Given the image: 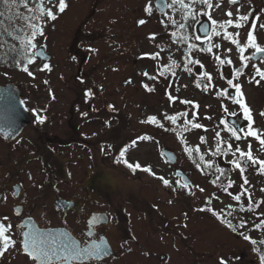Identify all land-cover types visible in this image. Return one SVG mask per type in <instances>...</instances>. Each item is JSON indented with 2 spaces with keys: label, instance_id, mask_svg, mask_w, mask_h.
Returning <instances> with one entry per match:
<instances>
[{
  "label": "flooded vegetation",
  "instance_id": "obj_1",
  "mask_svg": "<svg viewBox=\"0 0 264 264\" xmlns=\"http://www.w3.org/2000/svg\"><path fill=\"white\" fill-rule=\"evenodd\" d=\"M73 1L67 0L66 10L81 13L83 5L89 6V16L101 18L106 11L115 20L126 21L127 26L136 20H145L143 25L138 23L141 26L159 20L160 37L169 38L172 43L183 47L194 46L202 57L207 55V61L192 59L184 68L187 74L197 78L202 88L205 81L212 83L217 78L224 81L226 87L220 95L232 102L234 108L237 107L235 103L239 104V108L235 111L228 109L227 113L245 117L242 121L244 132L240 136L234 127L225 126L240 138L247 136L254 118L251 113H245L241 105L245 104V100H251L252 92H255L256 99L264 98V79L256 75L257 68L264 70V54L254 60L252 55L256 50L248 52L246 37L252 31L258 45L264 47V29L260 28L264 24V0H238L237 4H231L229 0H209L212 7L199 0L195 3L183 0L188 8L173 0ZM84 1L87 3L82 4ZM3 4L0 0V13H3L0 21L4 23ZM149 4L151 14L145 11ZM29 7L33 4L30 3ZM229 11L233 13L231 17L227 16ZM240 15L249 17L244 27H222L229 19L238 21ZM204 21L208 24L207 37L199 30ZM87 22L88 18L79 33V41L86 35H93L83 28ZM180 24L184 27H179ZM251 25H256V28L253 30ZM8 27L12 32L11 26ZM5 31L4 23L1 35ZM225 32L238 39L239 45L225 38ZM236 32H239L238 37ZM98 37L99 34L89 38ZM78 44L79 50L85 48L80 46L81 42ZM4 45L0 42L1 54ZM241 47L245 49L243 52ZM235 49L238 54H234ZM82 52L75 55V62L79 61L75 68L80 69L77 82L86 87L82 89L83 94L72 99L65 94L57 95L44 83L36 84L34 78L32 82L25 83L22 78H5L0 72V86H10L7 91L1 89L0 98L16 96L19 91L31 114L29 124L22 131L11 124H15V119H8L4 129H0V221L12 225L10 235L17 242L14 248H9L0 256V264H39L23 250L22 241L26 236L49 239L50 246H55L59 253L53 257L52 264L204 263L207 253L200 254V224L194 221L197 208L193 203L196 183L192 170L183 167L174 149L164 146L157 147L160 157L155 162L148 160L144 164L127 157L126 152L131 155L138 147L137 139L144 134L127 137L129 141L126 138L124 142L120 140L124 132L118 125L119 109L111 102L112 112L108 110L112 114L104 118L103 107L98 104L103 85L91 79V72L85 71L84 76V66L91 53L88 48ZM213 56H218L216 63ZM6 64L0 55V71ZM95 67L98 65L93 69ZM165 73H169L167 76L175 86L178 85L175 69L165 70ZM257 80L260 82L257 83ZM163 81L167 85L164 87L167 93L170 91L167 79L163 78ZM33 84L38 87L28 86ZM69 85L67 78V88ZM42 88L47 89L45 96L38 95ZM73 99L77 103L72 104ZM127 115L129 119L133 117ZM40 117L45 118L43 123L39 122ZM104 128L111 130L106 136ZM240 138L236 137V140ZM163 149L175 152L177 157L174 159L172 156L174 160H170L163 154ZM121 151H124V157H120ZM125 160L128 164H139L141 167L130 169ZM35 162L43 165V173L32 169ZM143 168H150L151 172L143 171ZM180 171L185 172L190 180L188 183L184 182ZM158 177H163L169 184L165 185ZM4 217L8 219L4 221ZM69 239L77 241L82 247L99 245L102 255L64 260L59 245ZM53 240L55 245H51ZM255 247L261 256L264 255L263 243H256ZM212 255L209 253L210 257ZM239 255L244 258V253ZM218 258L225 261L224 255Z\"/></svg>",
  "mask_w": 264,
  "mask_h": 264
},
{
  "label": "rangeland",
  "instance_id": "obj_2",
  "mask_svg": "<svg viewBox=\"0 0 264 264\" xmlns=\"http://www.w3.org/2000/svg\"><path fill=\"white\" fill-rule=\"evenodd\" d=\"M52 2L56 4L58 0ZM72 2L74 3L73 0ZM81 3L85 4L87 1ZM3 5L4 13L15 21L17 29L25 28L26 21L23 17L39 15L38 12L29 13L19 0H9ZM56 11L53 8V12ZM89 15V6L83 5L81 13L78 10H66L58 14L55 21L47 20L44 23V35H37L34 42L37 47L45 45L52 54L51 63H48L51 71L41 70L43 64L36 56L34 63L28 65L33 76H29L20 64H16L21 59L19 53L22 51L17 31L14 39L18 41L5 44L3 54L0 53L2 60L10 64H6L0 72L5 78H22L25 83H30L35 78L36 84L44 83L53 88L57 95L65 94L72 99L83 94L82 89L86 87L77 82L80 69L75 68L76 63H79L75 62V55L78 56L88 48L91 55L85 63L86 69L81 70L84 76L85 71L91 72V79L103 85L98 104L103 107L104 118L107 119L112 114V102L119 109H115L119 113L118 125L123 128L121 132H124L120 140L124 142L125 138L128 140L127 137L144 134L137 139L138 147L132 154L126 152L127 157L144 164L148 160L155 162L160 157L157 147L164 146L174 149L180 156L183 167L192 170L196 183V198L193 203L197 208L194 221L200 224V254L207 253L206 261L201 264H220L218 257L223 255L227 264H262L260 252L251 240L263 243L264 254V168L252 162L247 165L244 161L246 158L236 150L246 153L251 145L253 157L264 161V146L249 135L251 129L258 131L264 138V116L261 115L264 109H260L264 108V98L256 99L255 92H252L251 100H245L244 105L250 109L254 123L248 128L247 136L236 140V135L225 125L227 110L235 111L239 104L235 103L237 107L234 108L232 102L220 95L226 87L224 81L219 78L212 83L205 81L202 88L197 78L187 74L184 68L192 59L207 61V55L202 57L194 46L183 47L172 43L169 38L160 37L159 20H152L144 26L138 25L136 20L127 26L126 21L115 20L106 11L101 18ZM87 18V25L83 28L93 35H86L79 41V33ZM3 25L0 21V29ZM25 30L27 31L26 28ZM149 32L151 33L148 34ZM97 34L98 38L90 39ZM0 37H3L1 32ZM80 42V46L85 47L83 50L80 46L81 50L77 48ZM36 48L30 51L35 52ZM254 49L247 45L248 52ZM234 52L238 54L237 49ZM157 53L159 55L153 59L152 56ZM217 57L213 56L215 63ZM13 62L15 65L11 64ZM95 65L98 67L93 69ZM168 69H175L178 86L167 76L169 73L163 74ZM198 69L196 66L197 72L200 71ZM67 78L69 88L66 86ZM163 78L167 79L170 95L164 91L167 85ZM36 84L28 86L33 88ZM46 93L47 89L42 88L38 95L45 96ZM75 103L77 102L73 99L72 104ZM127 114L133 117L129 119ZM152 117H155L154 121L150 119ZM169 117H176L175 122ZM197 123L202 127H193ZM110 132V129L104 128L105 136ZM220 158L226 162L224 166L228 167L218 166ZM233 161H239L244 171L236 168ZM32 169L37 173L44 172L40 162L32 164ZM245 179L247 183L244 182ZM237 195L240 200L235 199ZM225 221L231 222L236 231L227 227ZM242 222L245 225L243 228L240 227ZM245 236L251 237V240L245 239ZM209 253L213 254L212 257ZM241 253H244V258L240 257Z\"/></svg>",
  "mask_w": 264,
  "mask_h": 264
},
{
  "label": "snow or ice",
  "instance_id": "obj_3",
  "mask_svg": "<svg viewBox=\"0 0 264 264\" xmlns=\"http://www.w3.org/2000/svg\"><path fill=\"white\" fill-rule=\"evenodd\" d=\"M9 0H3V3L7 4ZM15 2V0H13ZM19 2L28 9L29 13H35L38 12L39 15H30L23 17V19L26 21L25 28H18L17 31L19 33H22L21 35L17 36V39L20 40L21 42V47L22 51H20V56L21 59L17 61V63L20 64L22 67V70L26 72L29 76H33V73L29 71L28 65L34 63V57L38 54L36 52H31V49H35L37 45L35 44V39L37 35L43 36V26L44 23L47 22V20L55 21L58 18V14L65 12V10L68 7L67 0H58V3L53 4L52 0H19ZM175 2H179L183 8H188L189 5L184 4L183 0H174ZM196 0H193V3H195ZM200 3L212 7L213 5L209 2V0H199ZM231 4H237L238 0H229ZM32 3L33 7H29V4ZM46 5H51V7H47ZM53 8H55L57 11L54 13ZM145 11L149 14L152 12L151 5L149 4L146 6ZM0 15H3V13H0ZM233 13L229 11L227 13V16L231 17ZM45 17L47 19H45ZM249 19L248 15H240L238 21H233L232 19H229L225 22L222 27L227 28V26L232 25L235 28H242L245 26V22H247ZM173 23H176L175 20L172 21ZM139 24L143 25L145 23V20H140L138 21ZM213 23H216V21H213ZM179 27L183 28L184 25L180 24ZM251 28L254 30L256 28V25H251ZM260 28L264 29V24L260 25ZM235 36H239V32L235 33ZM154 38V37H152ZM225 38L232 40L234 44L239 45V40L233 38V35L231 33L225 32ZM247 45L250 47L255 48L257 52H264V47H260L256 41V37L253 34L252 31H249L246 37ZM210 50V49H209ZM245 49L243 47L240 48V51L243 52ZM159 54L157 53L156 55H153L152 58L156 59ZM248 59V58H244ZM48 70L51 71V67L49 64L44 63L43 64V69L41 70ZM147 75V73H145ZM256 75L259 76L261 79H264V70H260L259 68L256 69ZM257 83L260 81L257 80ZM47 83V81H45ZM147 87V86H146ZM239 87V86H237ZM91 95V92L89 91L88 93ZM54 98V97H53ZM244 108L245 113H249L250 109L246 105H241ZM262 116H264V112L261 113ZM44 117L39 118V122L43 123L44 122ZM151 120H155V117L150 118ZM173 122H175L176 117H169ZM248 119L251 120V116L248 115ZM193 127L195 128H200L202 127L200 124H194ZM217 135H219L217 133ZM249 135L254 136L262 146H264V138H262L261 134L258 131L251 130L249 131ZM239 138V137H237ZM231 147V145H229ZM251 145H249V151L246 153L241 151L240 149H237L236 151L240 152V155L242 157H245L248 161H251L253 164H259L261 168H264V161H259L256 160L251 152ZM120 157H124L125 153L124 151H121L119 153ZM124 163L127 164V166L130 169H138L141 166L139 164H128L127 161L125 160ZM235 164L236 168L240 169L241 172L244 171L243 165L239 161H233ZM143 171L146 172H151L150 168H143ZM155 175L154 173H152ZM163 181L165 185H168L169 182L165 180L163 177H158ZM247 183V180L245 179L244 181ZM184 187H187L185 185ZM200 191H203V189H200ZM264 191V189H262ZM250 198V196H249ZM236 200H240V196L237 195L235 196ZM8 218L4 217L3 220L6 221ZM227 226L231 228L233 231H236V227L229 221H225ZM264 223V222H262ZM245 225L242 222L240 227L243 228ZM257 227H260V225H257ZM12 225L7 224L5 225L2 221H0V256L4 254L5 251H7L9 248H14L16 245V240L12 238L10 235ZM245 239L251 240V237L245 236ZM253 244H256L257 241L251 240ZM55 241H51V245H55ZM23 244V250L31 257V259L35 262L38 261L39 264H52L53 257L57 256L58 249L55 246H50L49 239L44 238V239H38L36 237H27L22 241ZM59 249H62L64 255L63 259L68 260L69 258H81L85 255L87 256H101L102 252L99 250V245H91L87 247H82L80 243H78L75 240L69 239L67 242H61L59 245ZM262 264H264V255L260 257ZM220 264H227L226 261H224L223 258L220 260Z\"/></svg>",
  "mask_w": 264,
  "mask_h": 264
},
{
  "label": "water",
  "instance_id": "obj_4",
  "mask_svg": "<svg viewBox=\"0 0 264 264\" xmlns=\"http://www.w3.org/2000/svg\"><path fill=\"white\" fill-rule=\"evenodd\" d=\"M158 6H160L158 4ZM199 30L200 32L203 34V31L205 32V35L208 34V26H207V23L206 22H202L199 26ZM262 52H256L255 55H253V58L257 59L261 56ZM38 55L39 57L42 59V60H48L50 59V55L45 52L44 48L40 47L38 49ZM20 93H18V96L17 98H15L13 100V102H10L12 101L11 99H8V100H2L0 102V129H4L5 127V120L8 119L10 117V115L13 113L16 114L17 116V119H18V124L15 125L13 122L11 123L13 126H17V129L20 131L23 129V127L28 123V114H27V110L23 104V102L21 101L20 99ZM13 116V115H12ZM228 121L234 125L236 127V129L238 131H242V128H241V121H242V118L238 117V116H229L228 117ZM163 153H165L170 160H173L171 159V155L170 154H173L174 155V158H175V153L172 152V151H168V150H163ZM250 161L247 160V164H249ZM219 164L221 166H224L226 164V162L223 160V158H220L219 160ZM183 175V179L185 182H189V180L186 178L185 174L183 172H179Z\"/></svg>",
  "mask_w": 264,
  "mask_h": 264
},
{
  "label": "trees",
  "instance_id": "obj_5",
  "mask_svg": "<svg viewBox=\"0 0 264 264\" xmlns=\"http://www.w3.org/2000/svg\"><path fill=\"white\" fill-rule=\"evenodd\" d=\"M3 37H4V38L6 37V34H5V33H3Z\"/></svg>",
  "mask_w": 264,
  "mask_h": 264
}]
</instances>
